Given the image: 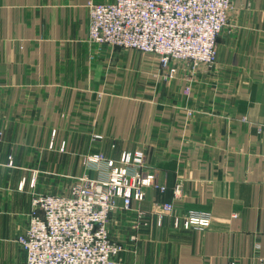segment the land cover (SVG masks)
Instances as JSON below:
<instances>
[{
	"label": "crops",
	"instance_id": "0c3cea01",
	"mask_svg": "<svg viewBox=\"0 0 264 264\" xmlns=\"http://www.w3.org/2000/svg\"><path fill=\"white\" fill-rule=\"evenodd\" d=\"M112 1L0 0V264H26L17 237L38 194L128 150L166 191L113 211L120 264H264V0H234L215 64L196 69L91 41L89 2ZM189 209L211 225L177 229Z\"/></svg>",
	"mask_w": 264,
	"mask_h": 264
},
{
	"label": "built area",
	"instance_id": "2783aa9c",
	"mask_svg": "<svg viewBox=\"0 0 264 264\" xmlns=\"http://www.w3.org/2000/svg\"><path fill=\"white\" fill-rule=\"evenodd\" d=\"M233 4L234 0L89 2V37L98 44L156 55L163 68L172 62H184L192 69L203 64L212 66ZM2 134L0 130V138ZM8 158L12 165L13 155ZM146 160L145 153L139 150L124 151L119 159L95 153L86 158L85 164L105 170L103 175L95 179L83 177L69 193L35 197L28 226L17 237L26 264H120L126 247L112 238L113 211L131 209L133 202L146 198L149 187L166 191V186L147 170ZM181 192L182 185L178 183L174 196L179 197ZM174 209L173 202L163 203L159 223ZM144 214L140 212L141 217ZM212 220L210 211L189 209L174 215V226L206 230Z\"/></svg>",
	"mask_w": 264,
	"mask_h": 264
},
{
	"label": "rangeland",
	"instance_id": "374dc122",
	"mask_svg": "<svg viewBox=\"0 0 264 264\" xmlns=\"http://www.w3.org/2000/svg\"><path fill=\"white\" fill-rule=\"evenodd\" d=\"M137 51H138V50H137ZM214 64H215V63H214ZM214 64H213V65H214ZM33 184H34V183H33ZM46 194H47V193H46ZM53 194H55V193H53ZM40 195H43V194H38L36 197H38V196H40ZM33 201H34V200H33Z\"/></svg>",
	"mask_w": 264,
	"mask_h": 264
}]
</instances>
